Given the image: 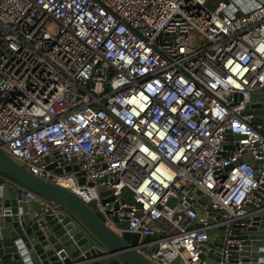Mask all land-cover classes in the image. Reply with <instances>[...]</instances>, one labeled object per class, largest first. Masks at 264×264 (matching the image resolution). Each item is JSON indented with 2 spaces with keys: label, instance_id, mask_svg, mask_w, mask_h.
<instances>
[{
  "label": "built area",
  "instance_id": "obj_1",
  "mask_svg": "<svg viewBox=\"0 0 264 264\" xmlns=\"http://www.w3.org/2000/svg\"><path fill=\"white\" fill-rule=\"evenodd\" d=\"M255 1L0 0V145L118 232L149 236L157 264H209L222 225L215 264H229L234 225L264 199Z\"/></svg>",
  "mask_w": 264,
  "mask_h": 264
},
{
  "label": "water",
  "instance_id": "obj_2",
  "mask_svg": "<svg viewBox=\"0 0 264 264\" xmlns=\"http://www.w3.org/2000/svg\"><path fill=\"white\" fill-rule=\"evenodd\" d=\"M251 99L261 101L262 94L253 93ZM254 107L261 115L262 103ZM255 126H261L260 118ZM0 172V264H157L146 255L152 252L149 236L141 239L138 233L118 232L96 210V202L86 203L70 188L34 174L1 145ZM32 192L39 196L32 199ZM198 195L195 199L205 204ZM42 198L51 202L49 207ZM247 210L254 212L233 227L232 238L240 244L232 246L229 264H264V199L260 208L250 204ZM215 215L211 212L208 221L214 223V217L225 221ZM119 225L127 228V222ZM225 230V225L209 230V242L202 247V258L209 264L221 260Z\"/></svg>",
  "mask_w": 264,
  "mask_h": 264
},
{
  "label": "rangeland",
  "instance_id": "obj_3",
  "mask_svg": "<svg viewBox=\"0 0 264 264\" xmlns=\"http://www.w3.org/2000/svg\"><path fill=\"white\" fill-rule=\"evenodd\" d=\"M218 3V0H211V2L209 3V7L210 8H214L216 6V4ZM191 41L194 43L196 40H195V36H192L191 37Z\"/></svg>",
  "mask_w": 264,
  "mask_h": 264
}]
</instances>
